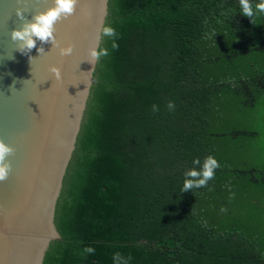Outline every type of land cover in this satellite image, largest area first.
Segmentation results:
<instances>
[{"label":"trees","instance_id":"obj_1","mask_svg":"<svg viewBox=\"0 0 264 264\" xmlns=\"http://www.w3.org/2000/svg\"><path fill=\"white\" fill-rule=\"evenodd\" d=\"M101 49L50 264H115L117 252L127 264H264L260 226L215 218L262 196L264 165L218 155L264 134L244 122L264 93V14L244 16L240 0H106ZM208 156L214 179L182 192Z\"/></svg>","mask_w":264,"mask_h":264},{"label":"water","instance_id":"obj_2","mask_svg":"<svg viewBox=\"0 0 264 264\" xmlns=\"http://www.w3.org/2000/svg\"><path fill=\"white\" fill-rule=\"evenodd\" d=\"M55 7L57 0H0V141L13 149L0 181V264H50L86 113L106 0H75L54 25V43L21 51L10 39Z\"/></svg>","mask_w":264,"mask_h":264},{"label":"clouds","instance_id":"obj_3","mask_svg":"<svg viewBox=\"0 0 264 264\" xmlns=\"http://www.w3.org/2000/svg\"><path fill=\"white\" fill-rule=\"evenodd\" d=\"M75 0H57V7L54 10H47L44 13L36 14L30 21H25L22 23L21 27L18 29H13L10 33V39L18 43V47L21 51L30 50L36 45V41L40 42H55L53 36L54 25L56 21L61 17V14H70L73 10ZM240 5L242 8L243 15L246 17H252L256 13L264 14V0H260L255 6V11L249 0H240ZM15 14L18 19L24 21L23 13L19 10H15ZM103 34L112 40V49L116 50L119 48V44L116 42L119 39L118 33L114 28L104 27ZM39 51H43L40 49ZM61 56H69L72 53V48L64 47L60 48ZM91 56L93 59H99L100 56L109 55L107 49H101L96 51L95 49L91 51ZM49 71L52 73L56 80L61 78V70L58 66H51ZM167 108L169 111H174L175 104L173 101H168ZM152 111L158 112L159 106L152 105ZM13 149L7 146L3 141H0V181H6L8 179L9 173L11 171V165L6 162L5 157L11 155ZM193 164H201L199 159L192 161ZM221 165L218 160L212 156L205 158L199 171L194 169L188 170L184 173L185 177H198V179H185L183 182L182 192L192 191L193 189H198L207 185L209 180L214 179L215 170L220 168ZM85 251L89 254H93L95 249L92 247H86ZM113 260L115 264H127V258L125 259L119 252L113 254Z\"/></svg>","mask_w":264,"mask_h":264},{"label":"rangeland","instance_id":"obj_4","mask_svg":"<svg viewBox=\"0 0 264 264\" xmlns=\"http://www.w3.org/2000/svg\"><path fill=\"white\" fill-rule=\"evenodd\" d=\"M250 113V114H249ZM247 114L249 117L244 118V122L248 124L249 127L255 129L258 132H264V93H261L256 98L255 107L248 111ZM244 151H246V161L245 164H240L241 167H251L254 166L257 169H260L264 165V134H260L257 136V139H252L250 142L247 143ZM238 154V153H237ZM239 154L237 155L238 159ZM262 191V200L260 202L259 208L260 210L255 212L254 209L247 201L242 202L243 207L241 208L240 217L235 220L236 222H244L246 220L259 218L262 216L260 223V230L263 231L261 233V237L264 240V186H261ZM256 204V203H255ZM232 210H238V200L234 199ZM260 211L262 214H260ZM229 218L228 216H226ZM230 219V218H229ZM246 226V225H243ZM249 226V225H248Z\"/></svg>","mask_w":264,"mask_h":264},{"label":"crops","instance_id":"obj_5","mask_svg":"<svg viewBox=\"0 0 264 264\" xmlns=\"http://www.w3.org/2000/svg\"><path fill=\"white\" fill-rule=\"evenodd\" d=\"M248 142H250V140L240 141V140L236 139V141H234L232 143V145L226 146V148L224 150L217 144V146L220 147V153L218 156L225 159L230 167L244 168V167H241L240 164H245V160H242L243 159L242 157L244 155H246V151H244V149H245ZM237 153L239 154L238 159H237V155H238ZM237 187L238 186L225 187L224 193L230 194V192H234V190L237 189ZM216 188L217 187L212 188L213 193H218L216 191ZM237 191H238V189L235 190V193ZM261 200H262V196L260 197V199L257 202L247 201V203L252 206V208L254 209L255 212H257L260 210L259 205H260ZM233 201H234L233 198L230 199L227 209H225V208H223V210L217 209V216L215 217L217 224H219V225H257V226L261 225L260 221L263 218L262 216H260L259 218L246 220L243 223L238 222V221L236 222L235 220H240L238 218L240 217V215H242L240 213H241V208L243 207V204H241V202L238 203V210H234V212H233V210L231 208L233 205ZM254 203L257 204V208H254V206H253ZM258 203H259V205H258ZM210 209L213 211L212 208H210ZM260 214H262L261 211H260ZM226 216H228L230 219L227 218Z\"/></svg>","mask_w":264,"mask_h":264}]
</instances>
